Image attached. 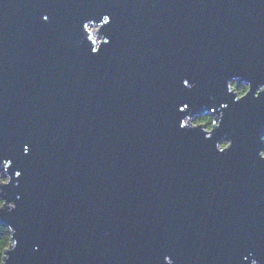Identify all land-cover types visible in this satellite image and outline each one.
Returning a JSON list of instances; mask_svg holds the SVG:
<instances>
[{"label": "water", "instance_id": "1", "mask_svg": "<svg viewBox=\"0 0 264 264\" xmlns=\"http://www.w3.org/2000/svg\"><path fill=\"white\" fill-rule=\"evenodd\" d=\"M263 137L264 0H0L4 264H264Z\"/></svg>", "mask_w": 264, "mask_h": 264}, {"label": "snow or ice", "instance_id": "2", "mask_svg": "<svg viewBox=\"0 0 264 264\" xmlns=\"http://www.w3.org/2000/svg\"><path fill=\"white\" fill-rule=\"evenodd\" d=\"M104 18H105V20H106L105 26L109 25V24H110V18H109L107 15H105ZM48 19H49V18H48L47 16L44 17V20H45V21H47ZM84 26H86V25H84ZM97 54H98V53H97ZM183 83H184V87H186V88H187V87H190V84H189V81H188V80H185ZM231 90H232L233 92L236 91V89H235L234 87H233ZM250 94L253 95V99H259V97H260V95H261V93H259V92H257V91L253 94V93H252V88H248V89H247V92H246L245 94H243V95H238V94H236V95H235V100H236L237 102H243V101H245V99H246ZM221 106H222V107H227V105H221ZM187 108H188V105L186 104V105L184 106V108H181V109H180V111H184V110L187 109ZM213 111H215V109H213ZM209 123H210V120H209V119H207V118H205V119H201V120L197 123V125H196L195 127H196V128H201V127L207 126ZM220 126H221V125H217L215 128H208V132L213 134L214 129L220 128ZM181 128H183V127H181ZM211 137H212V135L209 136V137L206 138V139H211ZM231 147H232V143L225 142V144H224L223 147H222V151H221V153L226 152V151L229 150ZM29 151H30V148H29L28 146H25V147L23 148V153H24L25 155H27V154L29 153ZM5 162L8 163V164L11 163L10 161H5ZM20 175H21L20 172H17V173H16V176H17V177H19Z\"/></svg>", "mask_w": 264, "mask_h": 264}, {"label": "clouds", "instance_id": "3", "mask_svg": "<svg viewBox=\"0 0 264 264\" xmlns=\"http://www.w3.org/2000/svg\"><path fill=\"white\" fill-rule=\"evenodd\" d=\"M247 87L241 89L237 94L243 95L247 92ZM199 122V121H198ZM259 156L261 159H264V150H261L259 152ZM8 180L7 179H0V185H7ZM4 202L0 201V209H3ZM11 246V240L10 237H5L4 239H0V264H4V253L8 250V248Z\"/></svg>", "mask_w": 264, "mask_h": 264}, {"label": "rangeland", "instance_id": "4", "mask_svg": "<svg viewBox=\"0 0 264 264\" xmlns=\"http://www.w3.org/2000/svg\"><path fill=\"white\" fill-rule=\"evenodd\" d=\"M97 30H98V26H90V31L92 32L93 39H95L96 42L100 40V37L97 36V34H96V31H97ZM234 82H235V81H234ZM234 82L232 81V84H233ZM230 88H231V85H230ZM217 118H218V117H217L216 115L210 116V120H211L210 124H211V125H212L213 123L217 124V122H218V121H217ZM187 120H188V118H186V119L184 120V123H186ZM188 124H196V123H194L193 120H190V119H189ZM205 129H208V128H205ZM220 146L223 147V143H221ZM4 173H5V171L2 169V170L0 171V175H3ZM0 179H7V177H6V176H4V177H0Z\"/></svg>", "mask_w": 264, "mask_h": 264}, {"label": "trees", "instance_id": "5", "mask_svg": "<svg viewBox=\"0 0 264 264\" xmlns=\"http://www.w3.org/2000/svg\"><path fill=\"white\" fill-rule=\"evenodd\" d=\"M243 89V88H240L239 91ZM207 119L210 120V117H205ZM204 117L203 118H195L193 119V122L194 123H198V121H200L201 119H205ZM211 122V120H210ZM211 124L209 123L206 127L207 128H210ZM225 144V142H223V145ZM262 150H264V137H263V148ZM0 201H3L2 197H1V193H0ZM5 237H10V240H11V233H10V230L8 227L6 226H3L1 223H0V239H4Z\"/></svg>", "mask_w": 264, "mask_h": 264}, {"label": "flooded vegetation", "instance_id": "6", "mask_svg": "<svg viewBox=\"0 0 264 264\" xmlns=\"http://www.w3.org/2000/svg\"><path fill=\"white\" fill-rule=\"evenodd\" d=\"M234 81H233L234 82L233 84H232V82L229 83V89L231 90L234 87L236 89V91L234 92L235 94H237L239 92L240 88H245V87L248 88V84L247 83L241 82V83L237 84V79H235ZM230 85H231V88H230ZM210 116L211 115L207 113V114H203L200 117H195V118H203V117L205 118V117H210Z\"/></svg>", "mask_w": 264, "mask_h": 264}]
</instances>
